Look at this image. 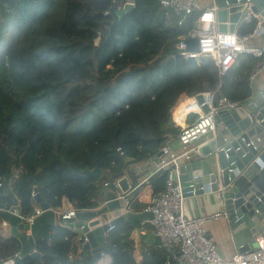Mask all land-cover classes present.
<instances>
[{"label": "trees", "instance_id": "obj_1", "mask_svg": "<svg viewBox=\"0 0 264 264\" xmlns=\"http://www.w3.org/2000/svg\"><path fill=\"white\" fill-rule=\"evenodd\" d=\"M132 1L120 16L126 0H0V211L30 217L35 188L51 209L63 198L76 210L94 209L102 175L120 173L126 158L147 161L164 146L181 97L250 98L255 58L239 57L219 78L210 61L174 54L198 13L181 19L158 0ZM248 27L252 33L256 19ZM95 168L100 179L84 173ZM166 175L149 181L152 195L164 190ZM131 231L121 224L108 233L102 253L110 264H135ZM50 234L35 248L41 264L93 263L75 233L57 225ZM20 250L17 238L0 235V263L36 264L18 258Z\"/></svg>", "mask_w": 264, "mask_h": 264}, {"label": "water", "instance_id": "obj_2", "mask_svg": "<svg viewBox=\"0 0 264 264\" xmlns=\"http://www.w3.org/2000/svg\"><path fill=\"white\" fill-rule=\"evenodd\" d=\"M221 9L230 8L239 15L256 17L260 22L257 34H264V0H252L249 10H243L244 0H215ZM131 9L129 3H125L119 11V15L127 13ZM218 11L216 13L217 17ZM259 17V19L257 18ZM220 32H223L219 30ZM234 26L229 27L228 32H233ZM189 50H197V40L186 41ZM176 55L177 52L174 51ZM264 97V92L261 93ZM200 103L202 98L197 96ZM256 106L253 111L249 109L230 112H219L215 118V131L204 143L197 147L199 161L188 162L178 167V180L183 188L184 197L198 196L200 194L218 195L226 212L229 227L238 247L242 253L252 249L254 244V233L264 219V187H260L259 178L256 176L264 167V101L256 98ZM247 108V107H245ZM206 110V109H204ZM253 114L250 121L246 114ZM158 152L155 157H160ZM133 161L125 159V162ZM85 174L100 179L101 171L97 168L85 171ZM124 173L112 175L116 181L120 194L126 195L129 185ZM192 186V188H189ZM190 189L194 193H187ZM34 203L42 211V214L32 219L30 223L24 222L16 214L9 211H0V217L10 228L11 236L17 238L21 245L18 258L29 256L36 264H41L40 254L36 251L39 241L48 243L51 234L49 229L56 226L55 213L43 198L34 189ZM103 206L93 211H77L75 217L62 223V226L74 230L80 237L79 243L86 251L94 254L97 259L102 253V247L98 244L103 242V234L110 226H118L129 221L138 225L145 220H151V214H123L109 221L103 222V217L115 210H121V199L114 191L106 190L101 198ZM89 221V223H88ZM102 221V224H100ZM91 228V229H90ZM84 239L86 241L84 242ZM156 244L160 245L159 237L154 238ZM175 255V257H177ZM9 260L0 264H12ZM167 264H174L169 259Z\"/></svg>", "mask_w": 264, "mask_h": 264}, {"label": "built area", "instance_id": "obj_3", "mask_svg": "<svg viewBox=\"0 0 264 264\" xmlns=\"http://www.w3.org/2000/svg\"><path fill=\"white\" fill-rule=\"evenodd\" d=\"M244 7L249 10L252 6V0H244ZM131 9L134 4L132 0H126ZM159 5L173 13L179 18H183L194 13L199 16L196 20L195 27L185 36L178 38L174 51L184 59H192L199 63L201 60L210 61L217 69L219 78L225 76L231 68L236 65L239 57L250 55L255 58V63L248 74V83L251 84L255 78L264 71V43L260 46H247L245 42L253 37L260 27V22H256L254 32L248 37H240L236 32H220L216 22L217 5L213 3L208 8H201L196 0H158ZM205 14H212L213 20L207 27L201 22V17ZM181 24V21L178 22ZM234 36V44H224L222 42L225 36ZM197 40V50H189L186 44L187 40ZM205 41H211L205 46ZM208 49H211L209 51ZM197 96L202 98L198 103ZM195 98L197 106L200 108L197 119L188 125H184L178 135V140L183 147L180 154L174 153L166 146H163L161 152L162 163L160 170L166 171V180L164 190L156 195H152L143 213L151 214L150 224L159 237L165 250L172 255L178 251L175 257L176 264H264V246L259 241L264 240V226L255 235L254 246L252 249L239 253L235 252L228 260L224 259L218 253L216 246L210 238L207 237L205 225L211 221L218 220L226 216L224 211L207 216L190 219L184 215L183 202L184 192L179 180L175 178L176 168L179 162H190L192 157L197 154L195 143L209 133L215 131V118L219 112H230L244 110L250 106L251 101L247 100L244 104L233 102L217 92H202L191 98ZM260 98L264 97L260 94ZM206 109V110H204ZM248 120L253 119V114L247 113ZM264 118V117H263ZM104 187L117 189V183H105ZM189 188H192L190 186ZM194 193L193 189L187 192ZM34 197V193L32 194ZM121 200L125 196H120ZM11 214H16L24 222L30 223L33 218L42 214L40 209H35L30 217L20 214L17 209L9 210ZM77 210L70 209L59 215L60 222L64 223L75 217ZM3 227L8 226L2 222ZM114 226H110L107 232H111ZM86 239H84V242ZM100 256L104 257L101 253ZM174 256V255H173Z\"/></svg>", "mask_w": 264, "mask_h": 264}, {"label": "crops", "instance_id": "obj_4", "mask_svg": "<svg viewBox=\"0 0 264 264\" xmlns=\"http://www.w3.org/2000/svg\"><path fill=\"white\" fill-rule=\"evenodd\" d=\"M196 1L203 9L210 7L213 3L216 4L215 0H196ZM217 8H218V14L216 17V22L219 30L223 32H228L229 27L233 25L234 26L233 32H236L240 37H248L254 32L253 31L252 33H249L248 24L252 20L256 19V17L252 16L251 14L249 16L239 15L238 13L232 11V9L230 8L221 9L218 7V5ZM242 8L243 10H245L244 4ZM257 18L259 19V17ZM263 43H264L263 33L259 35L256 33L253 37L249 38L245 42L247 46H252V47L260 46ZM247 88L249 89L251 94L248 100L251 101L252 104L245 109H249L250 111H253L256 106L255 104L256 98H258L259 95L262 92H264V71L261 72L251 84L248 83ZM190 98L191 97H187V96L181 97V99L177 102L175 107L171 109L170 112L173 132L169 133L166 136V141L164 143V146H166L167 148H169V150L177 154H180L184 151L183 147L181 146L178 140V135L180 133L181 128L184 125L193 123L197 119V114L189 111L192 105L186 103V101ZM181 105H183V108H181ZM211 136L212 133L203 136L195 143L194 146L198 147L200 144L204 143L209 138H211ZM262 150H264V147ZM199 160L200 157L198 156V154H195L190 162H196ZM126 163H127L126 168L121 171L124 173L123 178L126 179L129 185V191L127 192L126 195H122L118 193L119 192L118 187L117 189H113L111 187H104L105 183L116 182V181H113L112 175L101 174L102 177H104L105 179L103 181L101 190L99 191L97 197L93 200V202H95L97 207L94 209H85V210H77V211L90 212L98 208H101L104 204L101 198L103 197V194L106 190H110L116 192L118 197L125 196V199L120 201L122 206L121 210H115L105 215V217H103L104 223L113 218H116L117 216L123 214L124 212H129L136 215L144 214L143 210L149 198L152 196V187L149 181L153 178V176H155L157 173L162 171L160 170L162 158L161 156L160 157L154 156L151 159L144 162L128 161ZM183 164L185 163H183L182 161L179 162L178 167L179 165H183ZM178 167L176 168V172H175L176 180H178L179 177ZM256 176L259 178L260 187H264V167L263 169L260 170V172ZM133 193H135V195H132L131 197V194ZM35 209H39V208L36 206ZM70 209H75V208L65 198L62 199L60 208L52 209L55 213L56 226L57 225L62 226V222H60L59 220V215L62 212ZM222 211L226 213V216L218 220H214L207 223L205 225V229H206L207 237L212 240L220 256L228 260L235 252H238V247L236 245V241L233 237V233L228 224L227 212L221 200L219 199L218 195L212 193L209 194L203 193L198 196L184 197L183 212L187 218L194 219L200 216L212 215ZM2 222L0 224V235L3 238H8L9 236H11L10 228L8 226L3 227ZM100 224H102V221H100ZM121 224H125L132 228L129 239L132 246V256L135 261V264H167L169 259H172L174 264H176L175 255L178 254V251L175 252L173 256L170 252H168L163 248L162 244L158 245L155 243L154 238H156V234L150 224V220L142 221L138 225H134L129 221L123 222ZM263 226H264V219L260 222V226L257 228V230L253 235L254 237L261 230ZM62 227H63V234L65 235L75 233L74 230H70L64 226ZM108 233L109 232L103 234L104 240L107 237ZM79 238L80 237L76 234V241L82 248V245L79 243ZM104 240L102 243L98 244L99 247H102V252H103ZM252 246H254V244ZM88 256L91 258V260H93V263L91 264H110L111 262L110 257L105 254L104 257L99 255L97 259H93L94 254L88 251Z\"/></svg>", "mask_w": 264, "mask_h": 264}, {"label": "clouds", "instance_id": "obj_5", "mask_svg": "<svg viewBox=\"0 0 264 264\" xmlns=\"http://www.w3.org/2000/svg\"><path fill=\"white\" fill-rule=\"evenodd\" d=\"M213 20V16L212 14H205L201 17V22L203 23V25L205 27L208 26L209 23H211ZM235 37L234 36H225L223 37L222 39V42L224 44H234L235 43ZM205 46L207 47L208 44L211 43V41H205ZM209 51H211V49H208ZM187 104H190L192 105V107L189 109L190 112H199L200 111V108L197 106V102H196V99L193 97V98H190L186 101ZM181 108H183V105H181ZM259 243L264 246V240H260Z\"/></svg>", "mask_w": 264, "mask_h": 264}, {"label": "rangeland", "instance_id": "obj_6", "mask_svg": "<svg viewBox=\"0 0 264 264\" xmlns=\"http://www.w3.org/2000/svg\"><path fill=\"white\" fill-rule=\"evenodd\" d=\"M98 40H96L95 42L97 43Z\"/></svg>", "mask_w": 264, "mask_h": 264}]
</instances>
